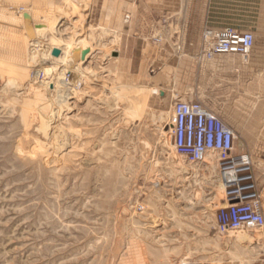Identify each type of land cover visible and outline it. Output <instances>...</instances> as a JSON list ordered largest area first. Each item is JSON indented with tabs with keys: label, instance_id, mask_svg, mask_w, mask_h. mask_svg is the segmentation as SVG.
<instances>
[{
	"label": "rangeland",
	"instance_id": "1",
	"mask_svg": "<svg viewBox=\"0 0 264 264\" xmlns=\"http://www.w3.org/2000/svg\"><path fill=\"white\" fill-rule=\"evenodd\" d=\"M94 4L0 0V264H264V228L216 229V156L191 163L173 146L175 99L204 100L189 65L160 91ZM75 44L79 64L47 51Z\"/></svg>",
	"mask_w": 264,
	"mask_h": 264
},
{
	"label": "crops",
	"instance_id": "2",
	"mask_svg": "<svg viewBox=\"0 0 264 264\" xmlns=\"http://www.w3.org/2000/svg\"><path fill=\"white\" fill-rule=\"evenodd\" d=\"M94 10L103 27L122 30V59L160 91L179 75L177 63L189 65L201 102L234 130V153L250 156L264 207V0H95ZM224 27L254 32L250 56L221 54L197 63L205 30Z\"/></svg>",
	"mask_w": 264,
	"mask_h": 264
},
{
	"label": "built area",
	"instance_id": "3",
	"mask_svg": "<svg viewBox=\"0 0 264 264\" xmlns=\"http://www.w3.org/2000/svg\"><path fill=\"white\" fill-rule=\"evenodd\" d=\"M252 30L224 27L203 33L199 60H212L221 54H238L247 59L254 47ZM170 136L175 150L191 163L203 162L214 154L226 188L225 205L218 209L216 229L220 233L264 228V207L250 172L248 154H235L236 135L218 114L199 100L176 98ZM169 264H204L200 260L176 259Z\"/></svg>",
	"mask_w": 264,
	"mask_h": 264
},
{
	"label": "bare ground",
	"instance_id": "4",
	"mask_svg": "<svg viewBox=\"0 0 264 264\" xmlns=\"http://www.w3.org/2000/svg\"><path fill=\"white\" fill-rule=\"evenodd\" d=\"M32 14V13H31ZM32 17H33V15H32ZM33 21H34V17H33V19H32ZM33 26H34V28H35V30L36 31H39V34H41V35H44V33H45V30H47V28L48 27H50L51 25H49V23H39V22H33ZM40 35V36H41ZM54 44V43H53ZM55 48H58L59 50H60V55H58L57 56V58L59 59V60H63L64 61V63H65V61L67 62V64H72V65H74V63H77V64H79L82 60H84V58H85V55H84V53H83V51L79 48V46L78 45H70V46H68V45H66V47H61V46H57V45H52L51 47H49V49L47 50L48 52L49 51H52L53 49H55ZM44 53V52H43ZM54 58V57H53ZM43 59V58H42ZM48 61V60H47ZM46 61V62H47ZM64 66V65H63ZM66 69H67V67H66ZM69 69V68H68ZM77 69V68H76ZM73 70V69H72ZM50 71V70H49ZM71 72V71H70ZM72 73V72H71ZM74 73V72H73ZM80 73V72H79ZM75 74V73H74ZM73 74V75H74ZM72 75V76H73ZM61 76V75H60ZM75 76V75H74ZM78 76V75H77ZM77 82V81H76ZM75 82V83H76ZM78 83V82H77ZM71 84V83H70ZM69 85V84H68ZM67 88V87H66ZM73 88V87H72ZM141 99H143V100H141L142 102H144V104H145V97H141ZM208 158V157H207ZM221 179V178H220ZM239 233V232H238ZM242 235V234H241ZM238 236V235H237ZM234 238H235V236H234ZM253 238V237H252ZM238 241H240V242H242V241H245V240H252L251 238H248V236H239L238 237V239H237ZM236 240V241H237ZM237 241V242H238ZM249 241V242H250ZM184 259H186V258H184Z\"/></svg>",
	"mask_w": 264,
	"mask_h": 264
},
{
	"label": "water",
	"instance_id": "5",
	"mask_svg": "<svg viewBox=\"0 0 264 264\" xmlns=\"http://www.w3.org/2000/svg\"><path fill=\"white\" fill-rule=\"evenodd\" d=\"M85 53H86V52H85ZM85 53H84V54H85ZM53 55H55V56L60 55V50H59L58 48H55V49L53 50ZM114 55L117 56V53H115Z\"/></svg>",
	"mask_w": 264,
	"mask_h": 264
}]
</instances>
